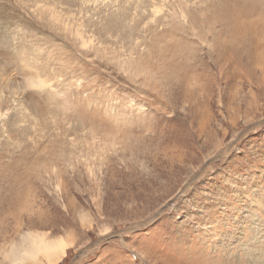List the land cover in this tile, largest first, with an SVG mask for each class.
Listing matches in <instances>:
<instances>
[{
  "label": "rangeland",
  "instance_id": "rangeland-1",
  "mask_svg": "<svg viewBox=\"0 0 264 264\" xmlns=\"http://www.w3.org/2000/svg\"><path fill=\"white\" fill-rule=\"evenodd\" d=\"M132 4L124 45L15 32L53 88L25 92L47 128L0 120V264L29 232L72 242L57 264H264V0Z\"/></svg>",
  "mask_w": 264,
  "mask_h": 264
},
{
  "label": "bare ground",
  "instance_id": "bare-ground-1",
  "mask_svg": "<svg viewBox=\"0 0 264 264\" xmlns=\"http://www.w3.org/2000/svg\"><path fill=\"white\" fill-rule=\"evenodd\" d=\"M4 3L5 0H0V56L4 57L7 62L17 59L20 66L23 67L24 77L20 78L11 74L10 78L0 79V120L8 114L7 112L12 105L14 111H16V116L18 115L15 118L22 119L20 121L28 119L31 124L35 123V126L39 125L42 128H47L50 123L49 117L47 118V111L37 107V104L40 105L41 102L34 98V95L27 97V94L21 93L20 89L22 88L21 80L23 79L36 84L37 89L40 91L51 89L53 88L52 78L46 75L47 73L45 74L46 67L40 66V59L37 58L38 56H34L28 41H25L24 37V39L21 38L26 35L25 32H23L24 35H16L15 32L21 29L22 31L25 30L24 26L16 18L18 16L16 9L12 8L11 15H9V9L4 6ZM13 4L21 11H25L26 8L31 10L27 13V19L33 29L25 30L28 36L29 33H32L31 37H33V32L46 31L50 27V21H53L52 23L55 26L59 27L61 25L64 30L72 31L85 48L94 44L97 36L100 39L98 43L104 42L109 46L124 45L127 38L133 36L135 19L137 18L136 16V18L133 17L136 14L132 10V15L128 12L133 5L132 0H123L121 3L120 0H14ZM93 9L99 12L97 22H94L96 15L93 14ZM135 13H137V10ZM6 23L9 26L1 29V25ZM95 24L100 27L93 29ZM121 30L127 35H119L118 32H121ZM6 31H9L8 36L5 35ZM99 45L103 46V43H99ZM129 47L130 50H127L129 55L125 56L131 58L134 55V46L129 43ZM145 57L147 56L145 55ZM16 122H19V120L17 119ZM16 122L11 123V126H15V124L18 126ZM12 131L19 132L16 128H13ZM27 132V130H23L21 134L27 136ZM71 246L72 242L64 238L50 240L45 234L29 232L23 235L22 239L20 238L19 241L12 244L10 251L5 254V259L10 264H57L65 257L68 248Z\"/></svg>",
  "mask_w": 264,
  "mask_h": 264
},
{
  "label": "snow or ice",
  "instance_id": "snow-or-ice-1",
  "mask_svg": "<svg viewBox=\"0 0 264 264\" xmlns=\"http://www.w3.org/2000/svg\"><path fill=\"white\" fill-rule=\"evenodd\" d=\"M23 83L25 87L20 89L21 93H25L27 90L35 91L37 89V85L31 81H24Z\"/></svg>",
  "mask_w": 264,
  "mask_h": 264
}]
</instances>
